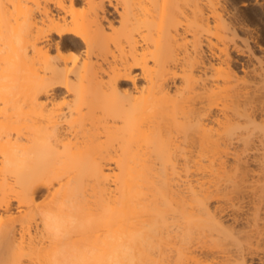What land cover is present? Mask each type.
<instances>
[{
    "label": "bare ground",
    "instance_id": "bare-ground-1",
    "mask_svg": "<svg viewBox=\"0 0 264 264\" xmlns=\"http://www.w3.org/2000/svg\"><path fill=\"white\" fill-rule=\"evenodd\" d=\"M0 264H264V0H0Z\"/></svg>",
    "mask_w": 264,
    "mask_h": 264
},
{
    "label": "rangeland",
    "instance_id": "rangeland-1",
    "mask_svg": "<svg viewBox=\"0 0 264 264\" xmlns=\"http://www.w3.org/2000/svg\"><path fill=\"white\" fill-rule=\"evenodd\" d=\"M45 189L46 188L42 189L41 192H40V200H41L40 202H46V200L49 201V199L51 198V197L49 198V196H50L48 194L49 193V190L48 189L45 190Z\"/></svg>",
    "mask_w": 264,
    "mask_h": 264
}]
</instances>
